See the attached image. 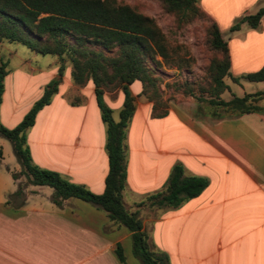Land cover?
<instances>
[{"label": "crops", "instance_id": "1", "mask_svg": "<svg viewBox=\"0 0 264 264\" xmlns=\"http://www.w3.org/2000/svg\"><path fill=\"white\" fill-rule=\"evenodd\" d=\"M196 2L226 41L231 77L264 64V15L256 28L242 23L229 32L241 16L264 7V0ZM28 69L32 75L35 69ZM223 81L228 98L234 95L233 85L241 86L235 96L264 89L256 85L264 81L247 85V92L243 80ZM69 82L77 98L58 95L57 87L24 130L25 142L35 166L101 193L107 171L106 127L90 83ZM131 86L134 110L122 141L121 201L139 219L151 250L166 264H264V111L214 115L211 106L187 95L167 101L166 114L155 118L139 84ZM36 89L21 118L40 97L41 85ZM19 121L0 118L6 128ZM15 164L5 167L0 151V264H121L116 245L125 264H140L131 253L129 230L112 225L101 209L80 199L53 204L50 187L28 184L18 174L12 178L20 169ZM175 165L184 177L204 178L205 187L176 206H150L146 197L164 189Z\"/></svg>", "mask_w": 264, "mask_h": 264}, {"label": "trees", "instance_id": "2", "mask_svg": "<svg viewBox=\"0 0 264 264\" xmlns=\"http://www.w3.org/2000/svg\"><path fill=\"white\" fill-rule=\"evenodd\" d=\"M156 1L165 14L172 16L174 30L201 21L208 58L199 79L163 81L160 67L170 64L167 37L153 18L128 3L117 0H0V42L23 45L36 54L55 55L58 73L67 61L73 85L90 83L100 119L106 127L107 171L101 193L69 182L56 171L35 166L24 130L33 124L37 111L48 104L57 91L58 80L52 81L14 127L0 124V136L10 142L20 168L18 173H11L12 178L23 175L28 184L50 187L51 201L57 206L65 199L77 198L101 209L112 225L124 226L131 232V253L140 264L166 263L163 256L151 250L139 219L127 211L121 201L125 178L122 141L124 128L134 110L129 86L139 84V94L151 103L150 115L155 118L166 114L167 101H180L187 95L211 106L214 115L264 111V89L241 96L231 95L227 100L220 98L228 88L223 81L225 77L234 83L264 81V64L254 72L231 77L226 41L196 0ZM263 15L264 7L243 15L231 25L229 32L237 30L242 23L256 28ZM176 68L180 66L177 64ZM5 74V63L0 62V101ZM162 82L165 89H173L166 98L160 87ZM115 90L122 96L117 121L112 120L111 108L104 101V93ZM205 184L202 177H184L181 167L175 165L164 189L148 195L146 200L150 206H176L183 198L197 195ZM20 193L21 187L17 186L14 194ZM115 254L118 261L125 264L119 245H116Z\"/></svg>", "mask_w": 264, "mask_h": 264}, {"label": "rangeland", "instance_id": "3", "mask_svg": "<svg viewBox=\"0 0 264 264\" xmlns=\"http://www.w3.org/2000/svg\"><path fill=\"white\" fill-rule=\"evenodd\" d=\"M117 1L133 5L145 15L153 18L161 31L166 35L169 50L168 61L170 64L160 67L163 73V81H183L187 79L190 82L200 78L208 58V51L203 43L204 32L200 20H196L180 30H174L172 16L165 14L156 0ZM0 62L5 63L7 75V78L3 79V86H5V89L3 102L0 106V118H9L10 120L19 121L21 118L19 114H21L23 108H25L27 103L33 98V94L37 91V86L41 85L42 90L39 93L40 95L46 85H49L54 80H58V95H68L72 98H77L78 96V93L75 92V88H73L69 82V63L65 61L63 68L58 73L57 68L59 63L55 55L36 54L23 45L1 41ZM177 64L180 66L179 69L176 68ZM28 67L35 69L32 75L28 74ZM47 72H51V74L48 75ZM241 83L246 85L244 86L246 92L250 87L247 85L253 84L252 82L246 81ZM256 85L261 89L264 88V85L261 83H257ZM160 87L163 89V98H166L168 94L172 93L173 89L171 87L168 89L164 88V82L160 84ZM232 87L234 90L233 94H239L241 86L233 85ZM133 88L134 86L130 87V92H132ZM106 95L111 98L108 100H111L112 104L108 103ZM119 95L120 99H116ZM229 95V92H222L220 98L227 99ZM121 97L119 90H115L111 93H104V101L111 108L110 115L113 121L118 120ZM1 139V159L5 167L16 165L10 142L4 137H1Z\"/></svg>", "mask_w": 264, "mask_h": 264}]
</instances>
